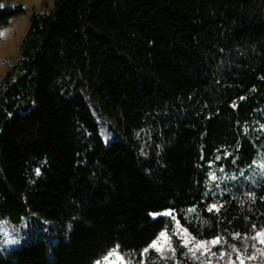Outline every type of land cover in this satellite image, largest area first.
I'll use <instances>...</instances> for the list:
<instances>
[{
    "label": "trees",
    "instance_id": "16d2710c",
    "mask_svg": "<svg viewBox=\"0 0 264 264\" xmlns=\"http://www.w3.org/2000/svg\"><path fill=\"white\" fill-rule=\"evenodd\" d=\"M261 152L264 0H55L0 83V264H201L177 224L233 255L264 230Z\"/></svg>",
    "mask_w": 264,
    "mask_h": 264
},
{
    "label": "rangeland",
    "instance_id": "374dc122",
    "mask_svg": "<svg viewBox=\"0 0 264 264\" xmlns=\"http://www.w3.org/2000/svg\"><path fill=\"white\" fill-rule=\"evenodd\" d=\"M54 3L55 0H6L3 2V7L21 8L24 12L23 14L11 18L7 24H0V83L6 77L8 71L16 65L20 59L21 46L31 28L33 14L50 13L54 9ZM70 87L72 90L74 85ZM82 94L84 93L82 92ZM85 98L94 117L99 123L100 133L103 136L104 142L108 144L116 137V133L111 132L109 129L111 121L99 113L94 103L87 96H85ZM135 138L139 140L141 149L144 152L150 140L149 130L141 129L136 131ZM213 177H215V179H213ZM260 177H264V152L260 153L259 159L251 167L248 179L255 181ZM212 183L216 187L220 186V179L216 173L212 175ZM216 194L220 195V191L216 192L215 195ZM161 215L162 214H153V218H157ZM163 215H170V213L167 212ZM177 226L185 243L189 246L194 255L200 258L201 264H264V242H262L264 241V230L257 232L251 239H248L243 244L242 248H234L233 255L230 252L228 254L222 252L219 257H216L217 252L215 249L218 243H220L219 239L208 241L196 240L185 230L180 229L178 224ZM162 233L165 235L162 236ZM213 241H218V243H213ZM154 244L155 247H153ZM197 244H202L203 247H197ZM150 249L156 250L163 257L174 251L171 239L166 232H161L159 234L151 243ZM113 250H116L117 255L122 257V259H118L117 256H109L108 254ZM113 250L95 264H98V262L99 264H128L117 248ZM106 257L107 259H105Z\"/></svg>",
    "mask_w": 264,
    "mask_h": 264
},
{
    "label": "snow or ice",
    "instance_id": "6c2138e0",
    "mask_svg": "<svg viewBox=\"0 0 264 264\" xmlns=\"http://www.w3.org/2000/svg\"><path fill=\"white\" fill-rule=\"evenodd\" d=\"M213 179H215V177H213ZM161 235L164 236L165 234L162 233ZM262 242H264V241H262ZM213 243H218V241H213ZM153 247H155V244L153 245ZM197 247H203V245L202 244H197ZM108 255L109 256H117L118 259H122V257H119L117 255V251L116 250H113ZM105 259H107V257ZM98 264H99V262H98Z\"/></svg>",
    "mask_w": 264,
    "mask_h": 264
}]
</instances>
